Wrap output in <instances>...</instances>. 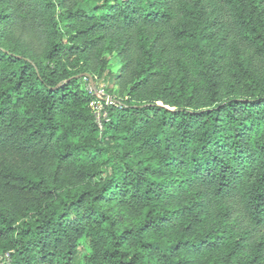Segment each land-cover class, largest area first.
Instances as JSON below:
<instances>
[{"label": "trees", "instance_id": "1", "mask_svg": "<svg viewBox=\"0 0 264 264\" xmlns=\"http://www.w3.org/2000/svg\"><path fill=\"white\" fill-rule=\"evenodd\" d=\"M6 254L264 264V0H0Z\"/></svg>", "mask_w": 264, "mask_h": 264}, {"label": "rangeland", "instance_id": "2", "mask_svg": "<svg viewBox=\"0 0 264 264\" xmlns=\"http://www.w3.org/2000/svg\"><path fill=\"white\" fill-rule=\"evenodd\" d=\"M109 60L108 67L101 72H98L95 75V81L91 79V82L97 86V96H100L99 99H96L92 102L91 106L95 110L96 119L98 124H102L103 121L108 118V112L106 107L113 104L111 99H116V94L112 93L117 86H115V74L119 72L122 67V62L117 52L107 54ZM86 86L90 89V84L86 81ZM105 97V100L102 99ZM9 260V255L5 256L0 255V264H5V261Z\"/></svg>", "mask_w": 264, "mask_h": 264}, {"label": "built area", "instance_id": "3", "mask_svg": "<svg viewBox=\"0 0 264 264\" xmlns=\"http://www.w3.org/2000/svg\"><path fill=\"white\" fill-rule=\"evenodd\" d=\"M96 92H97V91H96ZM96 95H97V94H96ZM97 97H98V99L100 98V96H97ZM102 99L105 100V97H102ZM110 101H113V99H111ZM99 126H100V127H103L102 124H99ZM4 263H5V262H4Z\"/></svg>", "mask_w": 264, "mask_h": 264}]
</instances>
